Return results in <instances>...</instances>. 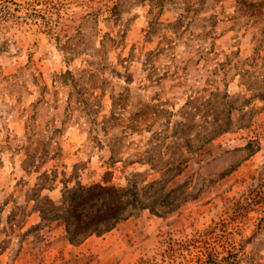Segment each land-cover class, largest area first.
Masks as SVG:
<instances>
[{"label": "rangeland", "instance_id": "1", "mask_svg": "<svg viewBox=\"0 0 264 264\" xmlns=\"http://www.w3.org/2000/svg\"><path fill=\"white\" fill-rule=\"evenodd\" d=\"M26 1H0V264H264V0ZM96 182L139 205L69 242L53 214Z\"/></svg>", "mask_w": 264, "mask_h": 264}, {"label": "trees", "instance_id": "2", "mask_svg": "<svg viewBox=\"0 0 264 264\" xmlns=\"http://www.w3.org/2000/svg\"><path fill=\"white\" fill-rule=\"evenodd\" d=\"M14 2L16 0H0ZM40 0L26 1V6ZM134 186H117L100 182L74 187L64 191L63 211L54 212L55 219L62 225L65 238L69 242H82L90 236H100L109 232L120 221L129 217L139 205ZM46 219V214L43 212Z\"/></svg>", "mask_w": 264, "mask_h": 264}]
</instances>
